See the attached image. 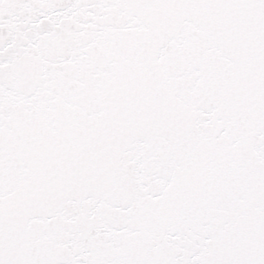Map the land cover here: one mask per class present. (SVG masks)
I'll use <instances>...</instances> for the list:
<instances>
[{
    "label": "snow or ice",
    "instance_id": "6c2138e0",
    "mask_svg": "<svg viewBox=\"0 0 264 264\" xmlns=\"http://www.w3.org/2000/svg\"><path fill=\"white\" fill-rule=\"evenodd\" d=\"M0 264H264V0H0Z\"/></svg>",
    "mask_w": 264,
    "mask_h": 264
}]
</instances>
